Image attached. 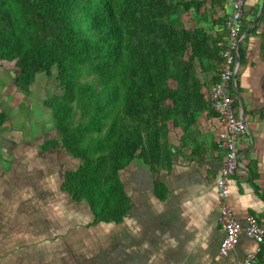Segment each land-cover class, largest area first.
<instances>
[{
  "label": "trees",
  "instance_id": "trees-1",
  "mask_svg": "<svg viewBox=\"0 0 264 264\" xmlns=\"http://www.w3.org/2000/svg\"><path fill=\"white\" fill-rule=\"evenodd\" d=\"M224 10L226 0H0V67L22 92L40 74L56 81L60 94L44 106L59 139L43 148L61 146L80 162L61 190L90 206L93 224L119 223L130 211L122 169L136 159L165 169L173 159L170 126L187 131L211 108ZM254 11L252 20L259 6ZM260 27L264 7L253 32ZM262 38L264 49V31ZM245 59L240 48V64ZM9 120L0 110V128ZM156 191L166 197L165 187ZM256 264H264V242Z\"/></svg>",
  "mask_w": 264,
  "mask_h": 264
},
{
  "label": "crops",
  "instance_id": "crops-1",
  "mask_svg": "<svg viewBox=\"0 0 264 264\" xmlns=\"http://www.w3.org/2000/svg\"><path fill=\"white\" fill-rule=\"evenodd\" d=\"M261 3L246 1L241 44L246 59L237 75L242 104L238 99L236 111L245 115L249 130L239 142L246 170L232 178L227 204L240 227L249 215L264 222V29L253 32L252 20ZM227 7L226 2L219 15L229 14ZM5 72L1 93L13 112L21 113V123L0 137V264H239L260 247L242 234L228 256L220 254L224 232L217 185L226 149L213 109L197 114L187 131L170 126L173 159L165 169L154 172L141 159L122 169L131 209L119 223L95 225L90 206L61 190L63 175L80 162L61 146L43 148L59 139L49 109L38 108L32 133L25 95ZM45 77L30 87L31 94ZM158 184L166 189L163 200Z\"/></svg>",
  "mask_w": 264,
  "mask_h": 264
},
{
  "label": "built area",
  "instance_id": "built-area-1",
  "mask_svg": "<svg viewBox=\"0 0 264 264\" xmlns=\"http://www.w3.org/2000/svg\"><path fill=\"white\" fill-rule=\"evenodd\" d=\"M247 0H226L231 12L228 14L224 28L226 30V46L222 53V65L219 81L213 85L209 95L213 109L223 127L221 141L226 149L225 163L217 188L221 204L219 224L224 232L220 254L228 256L237 246L243 234L258 245L264 242V222L255 215H249L245 227H240L232 210L227 204L230 183L234 176L246 170L240 140L248 133V126L243 117L237 113L235 104L239 99L237 93V76L241 64L240 48L244 39V16ZM260 247L249 252L239 264H256Z\"/></svg>",
  "mask_w": 264,
  "mask_h": 264
},
{
  "label": "rangeland",
  "instance_id": "rangeland-1",
  "mask_svg": "<svg viewBox=\"0 0 264 264\" xmlns=\"http://www.w3.org/2000/svg\"><path fill=\"white\" fill-rule=\"evenodd\" d=\"M227 12L230 13L231 12V8L228 6L227 7ZM181 18L183 21H188L189 18H191V14L187 13H180ZM2 71H6L5 75H11L12 74L10 72H8L6 69L0 67V76ZM9 73V74H8ZM45 77L44 74H40L37 77V80L40 77ZM34 93L31 94L32 92H23L25 95V100H26V109L28 112V116L27 119L25 120L27 123L31 122V124L33 126L30 127V130L32 133H35L36 131V126H38L37 124H35L34 122L37 120L36 118L38 117L39 112L37 111L38 108L40 110L43 109V101L44 99L50 98L51 96L55 95V94H60V90L57 87V83L55 80H53L52 78H42L41 83L39 84V86L35 85V88H33ZM4 92L2 89H0V110L1 108H3L4 111L9 112V122L3 126L4 128L0 129V137H2V135H4V132H8L12 129H20V123H21V113H14L13 112V107L7 104L6 98L5 96L1 93ZM7 94V93H5ZM45 109H47L46 107H44ZM50 111V110H49ZM51 115V114H50ZM37 131H40L39 128L37 129ZM0 149L3 146L2 141L0 140ZM2 150V149H1Z\"/></svg>",
  "mask_w": 264,
  "mask_h": 264
},
{
  "label": "water",
  "instance_id": "water-1",
  "mask_svg": "<svg viewBox=\"0 0 264 264\" xmlns=\"http://www.w3.org/2000/svg\"><path fill=\"white\" fill-rule=\"evenodd\" d=\"M263 7H264V0H262L261 8H260V11H259V15L257 16L255 22L253 23V26L256 25V23L259 21L260 16H261V14H262ZM250 30H251V29H249V31L245 34V36H247V35L249 34ZM239 62H240V60H239ZM236 76H237V75H236ZM239 101H240L241 104H242L241 97H239ZM243 121L246 123V117H245V115L243 116Z\"/></svg>",
  "mask_w": 264,
  "mask_h": 264
}]
</instances>
